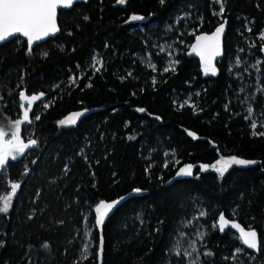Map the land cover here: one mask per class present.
<instances>
[{
	"label": "trees",
	"instance_id": "trees-1",
	"mask_svg": "<svg viewBox=\"0 0 264 264\" xmlns=\"http://www.w3.org/2000/svg\"><path fill=\"white\" fill-rule=\"evenodd\" d=\"M221 25L207 75L192 44ZM58 27L31 50L0 45L8 136L20 93L40 95L19 132L36 144L0 173V197L19 184L0 264H264V0H85ZM229 157L254 163L219 176ZM118 200L98 229L95 208ZM220 215L254 230L258 253Z\"/></svg>",
	"mask_w": 264,
	"mask_h": 264
},
{
	"label": "snow or ice",
	"instance_id": "snow-or-ice-1",
	"mask_svg": "<svg viewBox=\"0 0 264 264\" xmlns=\"http://www.w3.org/2000/svg\"><path fill=\"white\" fill-rule=\"evenodd\" d=\"M118 3H125V0H117ZM74 0H0V42H4L9 38L16 37L17 35L26 38L29 50L35 41H40L51 34H54L59 29L57 27V10L58 8H70L72 7ZM163 4L164 0H160ZM223 12V6H221V13ZM144 17L133 15L132 21L142 20ZM224 31V26L221 25L216 29L212 35H201L196 38V44L193 45V51L201 57L204 61L205 73L211 70L212 74H215V68L211 65V59L219 54L220 50V37ZM264 39V37H262ZM99 63V61L97 62ZM99 70V69H97ZM20 99L22 101L29 100L25 93H20ZM36 96H32L29 100V107L31 106V100H36ZM24 107V104H21ZM143 111V109H138ZM251 112V109H249ZM24 120H28L29 113L26 110L24 112ZM81 115L80 113L76 114ZM72 122L70 117L68 120L61 121L60 123L67 124ZM23 121L17 119L15 122L9 125L11 129V138L7 141L5 137L9 135L5 132L3 127H0V171H3L7 166L9 157L12 160L17 159L18 154H23L24 150L32 145L36 144L35 140H31L28 143H24L19 135L20 126ZM255 127V124H253ZM254 163L253 161L238 160L232 158L229 161H223L221 168L217 169L223 175L224 170L231 164L247 165ZM186 175H191V166H187L180 170ZM19 184H11V195L0 197V213H7L11 206V201L15 196ZM114 207L112 203L101 202L96 208V224L102 225L103 217L106 212H101V209L110 210ZM220 230L223 231L224 227L229 224V221L225 219L223 215L219 217ZM232 228L237 229L239 232V239L243 245L247 248L256 251L260 250L257 233L253 230H245L238 223H231ZM102 244V241H101ZM86 250V249H85ZM179 254V253H177Z\"/></svg>",
	"mask_w": 264,
	"mask_h": 264
},
{
	"label": "rangeland",
	"instance_id": "rangeland-1",
	"mask_svg": "<svg viewBox=\"0 0 264 264\" xmlns=\"http://www.w3.org/2000/svg\"><path fill=\"white\" fill-rule=\"evenodd\" d=\"M127 0H125V2H126ZM117 4L118 5H120L121 3H118L117 2ZM137 21H141V20H137ZM263 56H264V47H263ZM212 72H211V70H209L208 72H207V75L208 74H211ZM206 74V73H205ZM32 96H36L37 97V99L36 100H31V106L29 107V100H30V98L32 97ZM32 96H30V97H28L29 98V100H24V101H21V104H24V107H21V104H20V108H21V111H22V113H21V116H20V118H19V120H21V121H23V123L22 124H26V123H28V121H29V118H28V120H24V112L27 110L28 111V113H29V111H30V109H31V107H32V105L35 103V102H37L38 100H39V98H40V95H32ZM77 113H80L81 115H79V116H77L76 114ZM84 114H86V111H79V112H75V113H72L71 115H69L68 117H66L64 120H62V121H65V120H68L70 117L72 118V122H69V123H67V124H63V126H74L75 124H76V122L78 121V119L81 117V116H83ZM61 124V123H60ZM11 138V136H8V137H6L5 138V140L7 141L8 139H10ZM232 158H235V157H229V158H220L214 165H213V169H215V171H217V174L219 175V176H223L231 167H245V166H249V165H251V164H247V165H240V164H231L230 166H228L227 168H226V170H224V172H223V175H221V173H220V171H218L217 169H219V168H221V165H222V162L223 161H229V160H231ZM9 159H11L10 157H9ZM235 159H238V158H235ZM238 160H241V159H238ZM206 168V167H205ZM212 168V167H211ZM119 201L120 200H118V201H113V202H108V203H112V204H114V207L112 208V209H110V210H105V209H101V212H106V215H104V217H103V222H104V220L106 219V217L108 216V214L116 207V205L119 203ZM104 203H106V202H104ZM99 206V205H98ZM97 206V207H98ZM96 207V208H97ZM96 208H95V213H96ZM96 215H97V213H96ZM95 224H96V222H95ZM96 226H97V228L98 229H100V227H101V225H97L96 224ZM238 237V236H237ZM239 239V238H238ZM240 240V239H239Z\"/></svg>",
	"mask_w": 264,
	"mask_h": 264
},
{
	"label": "water",
	"instance_id": "water-1",
	"mask_svg": "<svg viewBox=\"0 0 264 264\" xmlns=\"http://www.w3.org/2000/svg\"><path fill=\"white\" fill-rule=\"evenodd\" d=\"M82 1H85V0H74V3H73V5H75L76 3H78V2H82ZM72 5V6H73ZM71 8V7H70ZM70 8H58V10H57V27H58V11L59 10H69ZM224 26V25H223ZM58 29H59V27H58ZM216 31V30H215ZM215 31H213V32H211V33H202V34H199L198 36H201V35H212ZM58 32H59V30L57 31V32H55L54 34H51V35H49L48 37H45L44 39H42V40H40V41H35L34 43H33V45H37V44H41V43H43V42H45V41H47V40H49V39H53V38H55L56 36H57V34H58ZM224 35H225V27H224V31H223V33L221 34V37H220V50H219V54L218 55H216V56H214L212 59H211V65H212V67H214L215 65H216V63L221 59V57H222V55H223V49H224V44H223V41H224ZM198 36H196V38L198 37ZM17 38H20V39H22L23 41H25V42H27L26 41V38H24V37H22V36H19V35H17L16 37H12V38H9L8 40H6V41H4V42H0V45L1 44H4V43H7V42H9V41H11V40H13V39H17ZM196 38L194 39V42H193V44H192V51H193V45H195L196 44ZM193 54H194V56L198 59V61L202 64V65H204V61H202L201 60V57L199 56V55H197V53L196 52H194L193 51ZM214 171V170H213ZM2 171H0V173H1ZM221 216V215H220ZM219 216V217H220ZM226 219V218H225ZM226 220H228V219H226ZM229 221V224L227 225V226H225L224 227V230L223 231H221L220 230V221H219V218H218V228H219V231L221 232V233H224L226 230H228V229H231L238 237H239V232H238V230L237 229H234V228H232L230 225H231V223H238V222H236V221H230V220H228ZM239 224V223H238ZM240 225V224H239ZM241 226V225H240ZM242 228H244L243 226H241ZM245 230H251V229H246V228H244ZM254 231V230H253ZM258 237V236H257ZM241 241V240H240ZM258 242H259V238H258ZM241 244L243 245V243H242V241H241ZM243 247L245 248V249H247L249 252H251V253H253V254H256V253H258V251H256V250H253V249H249V248H247V246L246 245H243Z\"/></svg>",
	"mask_w": 264,
	"mask_h": 264
},
{
	"label": "bare ground",
	"instance_id": "bare-ground-1",
	"mask_svg": "<svg viewBox=\"0 0 264 264\" xmlns=\"http://www.w3.org/2000/svg\"><path fill=\"white\" fill-rule=\"evenodd\" d=\"M215 67V66H214Z\"/></svg>",
	"mask_w": 264,
	"mask_h": 264
}]
</instances>
